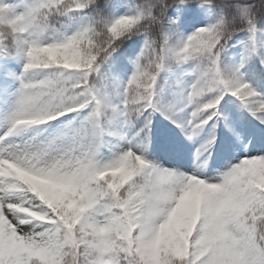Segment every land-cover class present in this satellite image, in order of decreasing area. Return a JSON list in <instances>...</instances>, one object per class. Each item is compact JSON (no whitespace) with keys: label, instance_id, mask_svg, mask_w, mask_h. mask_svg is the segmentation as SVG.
Here are the masks:
<instances>
[{"label":"snow or ice","instance_id":"1","mask_svg":"<svg viewBox=\"0 0 264 264\" xmlns=\"http://www.w3.org/2000/svg\"><path fill=\"white\" fill-rule=\"evenodd\" d=\"M181 5L188 0H173ZM81 0H36L23 14H15L0 0V40L11 36L18 53L26 58L24 72L18 79L15 111L9 133L27 108L40 103L38 92L46 91L51 97L72 94L74 102L66 107L77 108L95 103L96 112L104 105L93 95L88 75L99 67L98 57L107 59L115 50V41L140 19L155 20L151 9L135 16H121L128 22L118 24L115 19L104 32V39L89 25L62 39L64 45L80 40L91 41L90 58L83 74L70 81L62 73L48 74L47 79H34L38 61L28 54V38L32 31H45L47 18L52 14H67L82 8ZM166 9H161L163 16ZM249 31L255 26L249 9L243 10ZM175 23V21H173ZM228 22L200 28L190 35L178 49L165 46L147 53V62L137 60L136 70L127 82L123 107L116 109L125 116L153 106V86L164 60L174 55L180 60L189 58L206 61L198 66L199 78L187 94L195 104L192 118L187 121L194 129L206 124L214 116L225 93L237 97L256 115L264 113V99L238 75V69L222 71L218 65L221 40ZM25 26L26 30L21 31ZM6 29V31H5ZM218 91L213 99L201 103L197 97L205 92ZM62 111V109H61ZM264 123V117H261ZM212 140L197 150V155L210 146ZM51 144L19 156L0 152V159L17 163L19 159L38 160L47 155ZM56 162H70L73 172L67 177L49 175L48 190L57 201V209L50 214L54 221L37 236L17 231L27 240L48 247L52 254L42 258L21 248L11 247L9 231L4 237L5 260L8 264H264V156L248 157L232 168L221 183H206L193 176H178L167 170L150 167L141 156L129 151L117 161L100 166L94 160V148L86 141L59 157L48 156ZM57 184H69L75 191L60 198ZM16 183L8 175H0V205L20 202L14 195ZM72 201L74 205L69 206ZM99 213L97 218L90 210ZM8 215H13L9 213ZM131 215V218H129ZM63 217V219H61ZM17 223L22 217H15Z\"/></svg>","mask_w":264,"mask_h":264},{"label":"trees","instance_id":"2","mask_svg":"<svg viewBox=\"0 0 264 264\" xmlns=\"http://www.w3.org/2000/svg\"><path fill=\"white\" fill-rule=\"evenodd\" d=\"M81 3L84 5L82 8L73 9L63 15L49 16L48 27L40 37L41 42L62 40L65 36H71L89 25L97 32H106V25L119 18L125 12L124 8L130 10L131 16L150 8L152 16L157 17L155 20L140 19L115 41V50L107 59L98 57V69L88 75L93 95L105 106L95 114L98 121L100 150L94 160L100 166L115 162L124 154L117 148L115 140L120 121H124L131 131L139 134L143 145L142 159L150 166L156 162L154 147L159 145L164 136L173 137L183 121V116L195 110L194 103L184 102L175 95L174 87L178 79L188 75L191 70H197L198 66L206 67L207 62L192 58L180 60L174 55L164 60L157 75L153 86L152 107L139 113L132 112L128 116L116 110L123 107L124 91L128 80L136 70L137 60L139 59L141 63L147 62L146 56L141 55L142 52L147 53L153 48L159 52L165 46V41L168 48L178 49L198 30L193 27L191 31L186 32L177 16L180 12H189L193 15L201 4H208L210 6L208 26L222 19L228 22L227 31L221 40L222 48L219 50L218 65L222 71L238 69L237 75L255 89L261 99H264V0H188L184 5L174 3L173 0H81ZM162 8L166 9L163 16H161ZM245 8L249 9L255 26V30L251 32L247 17L243 16ZM28 38H31L30 35ZM84 43L88 45V41ZM239 45H244L250 50V57L241 64L230 59L231 49ZM25 63L26 58L18 53L13 37L6 36L0 41L2 68L18 64L24 72ZM86 67L89 65L81 64L82 69ZM57 71L58 69L53 66L39 70L36 76ZM217 94L219 93L216 90L206 92L197 100L204 103ZM89 105L95 110L94 102L85 106ZM210 111H215L217 114L205 125L212 126L222 140L227 132L242 126L249 130L251 138L258 139V149H260L258 156H264V123H261L260 119L264 117V113L253 115L248 107L231 93H225L216 109L205 112L204 116ZM67 193L76 194L71 185ZM74 203L75 201H72V205ZM90 211L95 213L96 217L99 216L95 209ZM35 224L39 230H43L40 222Z\"/></svg>","mask_w":264,"mask_h":264},{"label":"rangeland","instance_id":"3","mask_svg":"<svg viewBox=\"0 0 264 264\" xmlns=\"http://www.w3.org/2000/svg\"><path fill=\"white\" fill-rule=\"evenodd\" d=\"M3 3L9 5L13 13L19 15L23 14L28 6L34 4V0H3ZM124 11L121 16H131L130 10L124 8ZM209 15L210 6L201 5L193 15L189 12H180L177 16L181 27L189 32L193 27L198 29L208 27ZM249 57L250 50L244 45L233 47L230 51V59L238 64ZM20 64L22 66V59ZM21 66L18 64L6 68L0 66V152L19 156L26 149L35 152L51 144V150L43 157L47 159L48 156L59 157L86 141L94 148V159H96L100 142L98 121L96 115H93L92 105L77 107L75 111H65L63 115H58L42 124L17 126L9 133L17 93L21 87L18 79L23 73ZM44 76H35L34 79H43ZM198 78V71L191 70L188 75L178 79L174 87L175 95L184 102H189L187 94ZM191 114L192 112L189 111L183 116V121L177 127L173 137L164 136L159 145L154 147L156 162L150 167L167 170L178 176H193L206 183L218 184L222 182L226 173L244 159L257 157L260 153L258 139L251 138L247 128L237 126L227 132L222 140L212 126L202 124L194 129L188 125L187 121L192 118ZM119 125L115 138L117 148L122 153L131 151L142 157L143 145L139 134L131 131L124 121H120ZM209 140H212L211 145L197 155V150L201 149L202 145H206ZM38 179L45 184L51 183L45 177ZM54 187L58 189L60 198L63 199L69 184H57ZM69 206H72V202ZM21 227L39 230L37 224L31 222Z\"/></svg>","mask_w":264,"mask_h":264},{"label":"clouds","instance_id":"4","mask_svg":"<svg viewBox=\"0 0 264 264\" xmlns=\"http://www.w3.org/2000/svg\"><path fill=\"white\" fill-rule=\"evenodd\" d=\"M127 22V18L124 17H121L117 21L118 24ZM20 30L25 31L26 27L22 26ZM113 31H115V26L107 29V32ZM43 32L32 31L29 33L32 39L28 45V54L38 61L37 67L39 69H49L55 66L58 69L57 73H62L63 78L68 81L74 76L82 75L83 69L81 68V64L86 63L90 58L91 47L88 45H91V41H88V45H85L84 40H80L72 45H64L62 40L43 43L40 39ZM103 39L104 32L96 37L97 41ZM89 67H91L90 64ZM38 74L39 72L35 73V75ZM47 78L48 74L43 79ZM38 95L40 103L27 108L25 114L17 121V126L24 127L42 124L49 119L56 118L58 115H63L65 111L76 110V108L66 107L68 103H72L76 99L72 94L53 98L46 91L40 90ZM72 172L73 169L70 162L65 161L60 163L56 162L53 158H41L38 160L19 159L17 163L0 159V175H8L16 183L14 195L20 200L18 203L0 205V264H8L5 260L4 245L6 229L9 231L8 242L11 247L24 249L42 258L52 254L50 248L39 246V242L33 244L27 241L17 231V228L19 227L23 232L32 233L34 228L30 227L26 229L21 226L29 225L30 222H40L43 230H36L35 233L37 236H40L50 224L54 223L50 219V214L53 210L57 209V201L48 190L49 184L42 183L38 178L49 175L67 177ZM9 213L15 214V216L8 215ZM16 216L22 217L18 223L15 218ZM129 218H131V215ZM48 264H55V262L48 261Z\"/></svg>","mask_w":264,"mask_h":264}]
</instances>
